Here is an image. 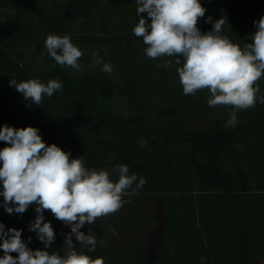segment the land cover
Wrapping results in <instances>:
<instances>
[{
  "label": "trees",
  "instance_id": "obj_1",
  "mask_svg": "<svg viewBox=\"0 0 264 264\" xmlns=\"http://www.w3.org/2000/svg\"><path fill=\"white\" fill-rule=\"evenodd\" d=\"M107 1L68 0L60 12L51 14L43 6L27 8L26 0H0V11L8 10L0 20V122L3 108L16 115L12 98L19 92L9 86V80L19 83L35 78L47 83L58 79L63 90L52 97L45 96L39 106L29 101L15 128H38L46 144L55 143L70 152L71 158L83 156L88 168L109 166L115 158V165L126 164L130 175L137 173L146 179V191L162 194L168 224L160 252L168 256L165 261L159 259L158 264H260L264 259V104L257 102L254 108L237 112L235 127L227 125L231 106L220 105L222 108L209 128L189 130L186 162L185 155L168 142L172 132L188 123L184 103L187 111L192 105L205 108L210 94L205 89L190 100L181 95L167 98L164 104L172 116L165 122L137 102L132 96V76L127 74L134 60L121 51L125 40L131 38L130 33L134 34L137 15L122 21L127 32L113 36L111 44L104 34L65 31L72 22L93 20ZM201 3L206 9L198 23L201 32L210 31L213 26L205 22L208 17L213 23L224 18L222 34L242 48L251 42L250 36L256 31L254 21L264 16V0ZM29 13L38 17L37 24L27 20ZM43 26L48 27L44 34ZM48 34L70 35L83 52L78 62L93 70L75 77L70 67L57 65L46 54L44 41ZM27 44L33 48L26 57L21 54L18 60L9 53L13 46ZM97 45L107 47L120 77L128 85L136 114L124 116L115 111L114 99L120 86L111 73L93 64V57L87 52ZM134 48L128 45V49ZM42 52L45 55L39 63ZM258 83L259 94L264 95V79ZM141 141L147 143L141 146ZM6 146L0 141L1 148ZM230 173L235 176L233 179ZM2 201L0 197V223L5 230L20 229L21 238L30 249L45 250L36 233L29 230L36 216L34 206L23 214L10 215ZM89 228L95 236L100 235L98 220L86 226L87 233ZM47 250L50 254H64L63 247L56 243ZM112 264H135L130 249L118 248Z\"/></svg>",
  "mask_w": 264,
  "mask_h": 264
},
{
  "label": "clouds",
  "instance_id": "obj_2",
  "mask_svg": "<svg viewBox=\"0 0 264 264\" xmlns=\"http://www.w3.org/2000/svg\"><path fill=\"white\" fill-rule=\"evenodd\" d=\"M138 23L132 31L142 38L146 45L145 55L153 60L162 57L175 58L179 82L184 95H196L207 90L209 107L231 106L227 125L235 127L237 112L254 108L257 102L264 104L260 95L259 81L264 79V16L254 21L256 31L242 48L227 35H223L224 18L212 23L210 31L202 33L199 20L206 9L201 0H135ZM142 14H146V19ZM150 19V22H149ZM44 47L46 54L61 68L80 69L78 63L83 56L70 35L48 34ZM45 53H41L39 63ZM93 64L102 65V71H113L110 63L98 58L93 52ZM167 60L156 67H171ZM25 100L39 106L45 96L52 97L63 84L58 79L47 83L39 79L17 82L9 80ZM0 141L6 147L0 149V197L4 210L12 214H23L35 204V219L29 230L36 233L44 249H30L22 240V230H5L0 223V264H105L103 257L93 259L73 244L75 235L78 245L89 252L95 251L97 238L89 228L81 231L86 224L92 225L98 218L118 212L124 204L123 196L135 183L136 189L146 185L144 177L129 174L126 164H117L111 170L88 168L84 157L71 158L55 143L48 145L39 134V129L28 126L15 128L7 124L0 127ZM144 146L147 141H141ZM112 172L118 173L113 181ZM12 205V206H10ZM48 210L58 221L70 227L64 240V254H51L47 250L55 241L56 233L51 222H45L44 212ZM29 242L31 237L28 238ZM101 243H103L101 241ZM12 253H16L13 256Z\"/></svg>",
  "mask_w": 264,
  "mask_h": 264
},
{
  "label": "rangeland",
  "instance_id": "obj_3",
  "mask_svg": "<svg viewBox=\"0 0 264 264\" xmlns=\"http://www.w3.org/2000/svg\"><path fill=\"white\" fill-rule=\"evenodd\" d=\"M68 0H26L27 8H35L43 6L47 9L48 13L55 14L60 12L63 5ZM137 5L135 0H108L105 5L98 10L95 18L86 23L72 22L66 28L69 33H82V34H104L111 44L113 36L120 35L127 32L122 27L124 19H132L136 15ZM8 10L0 11V20L5 18ZM27 20L37 24L38 17L33 14L26 15ZM41 33L44 34L48 27H41ZM131 38L126 39L121 51L129 55L134 60V65L129 69L127 74L132 76L131 88L133 98L142 104L144 108L148 109L152 114L157 116L162 122L167 121L172 113L165 107V100L169 97L179 96L195 97L196 95H184L182 85L179 82L178 73L176 68L182 65H176L171 57H162L158 60H153L145 55L146 45L143 43L142 38H137L134 34L130 33ZM131 40V41H130ZM135 47L134 50L128 49V45ZM109 47L111 45H108ZM130 47V46H129ZM33 45H17L13 46L9 52L15 59L19 60L21 54L25 57L32 51ZM98 52L100 59L104 63H110L113 71L111 75L116 84L120 86L116 97L114 99L115 111L123 114L124 116H132L136 114V109L132 100L127 93L128 85L126 86L120 77L119 71L107 51V47L93 46L87 49V52L92 56L93 52ZM171 60V67L157 68V64L163 65L165 61ZM80 69H71V74L75 77L89 72V66L78 62ZM102 68V65H99ZM208 101V99H205ZM29 101L25 100L21 93L15 94L12 98V107L16 111V115L10 112L7 108L2 109V121L0 127L7 124L8 126L15 127V123L23 118V114L28 106ZM192 104V103H191ZM207 107V108H206ZM190 106L187 111V104L184 103L186 117L188 114V126L172 132V139L168 142L180 153L185 155L187 162V135L189 130L207 129L211 126L215 118L219 114L222 106L216 107L207 106ZM0 149H2L0 147ZM109 166L100 169L111 170L115 167V158L111 159ZM138 166H135V169ZM91 169V168H90ZM99 170V169H97ZM137 170V169H136ZM138 178L142 177L135 173ZM233 179V173H230ZM113 181L118 179V173L112 172ZM196 181V179H195ZM196 184V183H195ZM142 191L136 189L135 183L132 188L125 191L124 204L121 209L111 215L98 218L100 222L101 233L96 236L97 246L95 251L89 252L88 249L82 245H78L75 235L72 236L73 244L76 245L78 251H83L85 254L90 255L93 259L103 257L105 264H112L115 258L116 251L120 247L130 249L135 264H158V260L165 261L168 255L160 252V247L164 243V232L168 224V218L164 212L162 194H154L146 191V186H143ZM34 208L36 205L33 204ZM45 222H51V225L56 233L54 243L64 246V240L67 233L70 232V227L63 224L61 221L55 219L52 213L48 210L44 212ZM87 224L81 228V231L87 234ZM101 241L103 243H101ZM264 264V260L260 263ZM165 263V262H164Z\"/></svg>",
  "mask_w": 264,
  "mask_h": 264
},
{
  "label": "crops",
  "instance_id": "obj_4",
  "mask_svg": "<svg viewBox=\"0 0 264 264\" xmlns=\"http://www.w3.org/2000/svg\"><path fill=\"white\" fill-rule=\"evenodd\" d=\"M262 260H264V259H262ZM262 260H261V261H262ZM260 264H262V262H261Z\"/></svg>",
  "mask_w": 264,
  "mask_h": 264
}]
</instances>
